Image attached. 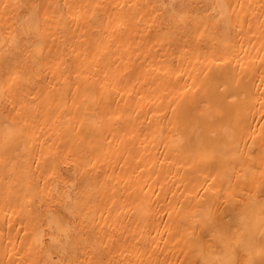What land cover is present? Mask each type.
<instances>
[{"label":"bare ground","instance_id":"obj_1","mask_svg":"<svg viewBox=\"0 0 264 264\" xmlns=\"http://www.w3.org/2000/svg\"><path fill=\"white\" fill-rule=\"evenodd\" d=\"M0 264H264V0H0Z\"/></svg>","mask_w":264,"mask_h":264}]
</instances>
